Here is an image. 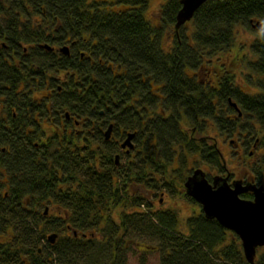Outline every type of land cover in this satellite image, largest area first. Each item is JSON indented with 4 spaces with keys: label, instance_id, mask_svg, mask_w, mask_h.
I'll return each mask as SVG.
<instances>
[{
    "label": "trees",
    "instance_id": "1",
    "mask_svg": "<svg viewBox=\"0 0 264 264\" xmlns=\"http://www.w3.org/2000/svg\"><path fill=\"white\" fill-rule=\"evenodd\" d=\"M149 2L0 0V103L7 113L0 116V264H126L133 242L160 251L161 264H251L239 236L217 219L195 213L183 233L177 209H153L143 194L167 189L195 201L184 186L197 168H185L189 155L227 169L215 142L189 134L185 120L203 133L205 120L232 131L231 97L264 123V0H207L168 41L181 2L164 0L158 24L146 16ZM258 20L262 28L254 26ZM239 26L261 35L250 45L252 58H232L246 60V80L258 93L237 84L230 64H215L211 82L199 76L207 59L211 65L213 56L232 51ZM71 44L87 50L83 60L60 51ZM48 83L49 116L74 115L71 133L46 142L13 133V107L33 103ZM97 118L113 125L111 139L98 129L91 135L90 120ZM130 132L134 148L120 157L119 139ZM176 158L180 169L170 168ZM44 203L59 213L40 211ZM120 203L125 209L116 222L110 211ZM51 233L58 235L54 244ZM259 249L254 264H264Z\"/></svg>",
    "mask_w": 264,
    "mask_h": 264
},
{
    "label": "rangeland",
    "instance_id": "2",
    "mask_svg": "<svg viewBox=\"0 0 264 264\" xmlns=\"http://www.w3.org/2000/svg\"><path fill=\"white\" fill-rule=\"evenodd\" d=\"M150 5L147 8L146 16L147 18L154 24H158L160 22V9L161 6L164 3V0H150ZM256 21H254L255 23ZM174 27H171V29H168L167 31V41L169 39L174 38ZM259 34H257L255 31L249 30L245 28L244 26L237 27L235 40L232 46V51L229 52H220L217 55L213 56L215 59L214 64L211 63V65H208L209 62L207 59L205 66L200 71V78L207 82L213 81L217 74V68H215V64H230L234 66V70L236 71V82L238 85H240L245 91L254 94L259 92L260 90L253 85H250L247 80L246 76L249 75L250 70L247 68V62L246 60H243L242 58L236 59L235 62H233V57H240L244 56V58L247 57H253L251 56V49L250 45L251 43L258 38ZM211 59V58H210ZM210 61V60H209ZM208 68H211V71L209 73ZM197 72V71H195ZM222 72V71H221ZM63 78H66L64 75V71L61 73ZM256 77V76H255ZM235 129L232 131H225L221 129L220 127H217L216 125L210 126L211 121L205 120L203 127L204 133L201 131L194 132L193 129L196 125L190 123L188 120L184 121V128L188 131L189 134L193 135L196 138H200L202 136H205L207 141L209 143L216 142L220 150L222 151L225 160H226V166L227 169L223 172L219 170L217 167H213L211 165H207L205 162H201L199 157L189 155L188 162L185 166V168H194V167H201L203 168L208 175L213 177L214 175L220 174L226 176L227 174L230 175V180L241 178L244 173L249 172L250 165L253 164L258 160L260 157V154L263 149L255 148L252 145V142L254 143L255 138L257 136L264 135V123H261L258 119H256L252 114H244L242 117L235 118ZM243 135H249L250 139H252V142H250V145H248V148H246L244 151V155L241 157H237V146L231 141V139H240L244 138ZM251 152H253V155H250ZM183 166L182 163H180V159L176 158L173 163H171V167H175L176 169H180ZM244 172V173H243ZM188 173V170L186 174ZM143 188V186H138L137 184H134L133 189H136L137 191ZM144 190V188H143ZM146 199L145 201H149L152 203L153 209L158 208H175L177 209V213L179 216L180 224L179 229L183 233L188 232L187 227V219L189 216L198 213L202 211L201 205L197 201H192L189 197H186L182 193H173L171 194L170 191H167V189L162 190H155V191H145L143 194ZM49 207V213L52 216H56L59 211L58 207H55L53 205H48L47 203H44V206L40 208V211H43L45 207ZM125 209L124 204L120 203L119 207L112 208L110 211V214L112 215L113 219L116 222L120 221L121 212ZM128 210V209H127ZM51 231H46V234H49ZM89 234V233H88ZM89 234L88 236H90ZM99 236V235H98ZM95 241H96V237ZM49 242V241H48ZM47 244L46 239H42L40 242L41 246H44ZM145 244V243H144ZM147 244V243H146ZM129 248L127 250L128 253V260L126 264H140L142 261L141 258L144 255L147 259V264H161V255L160 251H155L154 249L151 250V248H147L144 245L139 247L136 242H133L131 244H128ZM262 249V248H261ZM261 249L258 250L257 255L259 252H261Z\"/></svg>",
    "mask_w": 264,
    "mask_h": 264
},
{
    "label": "water",
    "instance_id": "3",
    "mask_svg": "<svg viewBox=\"0 0 264 264\" xmlns=\"http://www.w3.org/2000/svg\"><path fill=\"white\" fill-rule=\"evenodd\" d=\"M206 1L180 0L182 6L176 15L175 30L179 31L186 22L190 21L198 8ZM254 26L261 28L262 22L257 21ZM44 47L48 50L52 49L48 44ZM60 51L68 54L69 47L63 46ZM230 102L238 108L237 103L231 99ZM112 129L113 125L106 131V138L110 137ZM134 137L135 132H130L122 146L134 147L132 142ZM118 157L119 155L117 159ZM184 186L186 193L202 206V211L207 218L217 219L222 226L239 236L246 260L254 264L258 248L264 247V188L250 183L243 184L241 179L230 182L229 175L218 174L210 181L205 170L200 167L187 177ZM250 190L255 194L254 199L241 197V194ZM48 239L54 243L57 234H50Z\"/></svg>",
    "mask_w": 264,
    "mask_h": 264
},
{
    "label": "flooded vegetation",
    "instance_id": "4",
    "mask_svg": "<svg viewBox=\"0 0 264 264\" xmlns=\"http://www.w3.org/2000/svg\"><path fill=\"white\" fill-rule=\"evenodd\" d=\"M86 54H87V50L82 48V46L78 44H71L69 47V53L67 55H73L76 58L78 57V60H83ZM90 63H94V62L90 61ZM208 70L210 73L211 68H208ZM61 79H64V78H61ZM58 90H61L60 86L58 87ZM13 91L15 92L16 89H13ZM14 98H15V102L17 103L18 102L17 97H14ZM24 98L25 97H22V99ZM50 98L51 97L49 94V83H48V85L46 84L41 91L36 92V97H34L33 103L27 104V103H23L19 101L17 103L18 107H13V119L11 120L13 129H14L13 133L20 132V133H24L25 135L26 134L36 135L37 134L45 138V142L47 139L49 141L51 137H57L59 139H62L63 136L65 137V134L66 132L68 133V131L71 133L73 126L70 127V122L72 120H75L76 117L74 115L67 116L65 113L59 110H53L52 114H55V115L50 117L49 114L51 113V111L48 107ZM230 99L232 101L233 99L231 97L229 98V103L231 106H233L230 102ZM234 102L237 103L236 101ZM3 107H5V105L0 103V116H4L7 118V113L5 112V109ZM233 107L236 111V113L231 114L233 117L235 116L237 118V117H242L244 115L243 110L239 106L238 103H237L238 108H236L235 106ZM99 112L101 115L104 114L103 109L100 110ZM76 123L79 129L78 132L81 131L84 137L89 138L88 137L89 132L91 133V135H94L95 131L98 129V130L103 131L105 138H106V130L108 127H106L105 122L102 121V119L101 120L98 118L97 120L91 119L89 132L85 128L82 129L81 127H79L80 126L79 121H76ZM193 131L194 132L200 131L199 125H196ZM112 132H111L110 137L108 139L106 138V140L111 139ZM26 136H25V140H27L28 142L29 138ZM263 136L264 135L257 136L255 138L254 143L252 142V139H250L249 135L248 136L243 135L244 138H240L237 140L231 139V141H233V143L237 146V155H236L237 157H240V156L242 157L244 155V151H246L245 149L248 148V145H250V142H252L253 147L257 149L258 148L263 149L258 160L250 165L249 172L247 174L243 172L244 174L242 175V177L238 179H241L243 181V184L250 183V184H255L256 186H262L264 188V143L262 140ZM135 138H134V141H135ZM123 141H124V137L122 140L119 139V142L121 144ZM215 145L218 147L216 142H215ZM120 148L121 150L118 153L120 157L124 156V152L128 153L129 151L128 147L123 148V146L120 145ZM8 153L11 154L9 151ZM250 155H253V152H251ZM1 169H2V166H0V170ZM229 181L231 182L232 180H230L229 178ZM245 193L251 196V198L249 199H254L255 194L252 190L246 191Z\"/></svg>",
    "mask_w": 264,
    "mask_h": 264
}]
</instances>
